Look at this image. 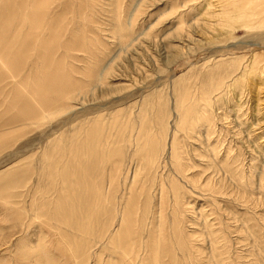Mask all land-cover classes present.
I'll return each mask as SVG.
<instances>
[{"label":"rangeland","instance_id":"374dc122","mask_svg":"<svg viewBox=\"0 0 264 264\" xmlns=\"http://www.w3.org/2000/svg\"><path fill=\"white\" fill-rule=\"evenodd\" d=\"M8 1L0 0V2H2V6L0 5L1 11H7L9 8L10 11L12 8L17 11H7L6 14L1 15L0 23L5 24L6 26V31L4 30L3 36L4 39H7L8 43L10 44V42L13 41L11 40L12 37L14 38L15 35L14 28H10V26H15V28H17V22L15 19L17 21L21 19L19 17L23 15L20 14L19 11L24 12L23 10L27 8V5H30L29 3L31 0H27L28 2H25V0H15V6H12L14 0ZM166 1L167 0H129L128 5L130 6V11L136 9L135 7L139 5L140 9L144 11V13L141 15V17L136 19L137 24H135L133 29L129 30L130 33L129 31L125 33L124 36H127L128 41L122 45H119L117 40L118 38H113L111 35H107V33L103 36H99L97 34L95 35L94 32L90 33L91 36L94 35L92 38L89 37V33L86 34L84 32L83 35H80L81 39L77 33H75V35H69V32L72 31V28L73 30H75L74 27L76 28V13L74 12V7L68 6L70 10L67 8L63 13L64 21L61 24L62 26L60 25L59 27L61 31H59L61 33L60 38H63L62 40H56L55 43L57 49L55 48V50L50 53V55L53 56H50L49 53H46L40 57H37V51L35 50L37 49L38 45L37 42H34L32 43L33 47L31 45L28 47L30 48L31 46L29 51L30 54L26 52L28 54L25 53L26 55H22L20 59V61H26V64L23 63L22 69H29V72L28 70L24 69L26 73L28 72V74H25L24 70H21V73L23 74L20 73V75L17 76V82L16 79H14V82L11 83L12 81L8 82L9 78L5 76L6 73L4 71L0 73V84H2L0 85V118H3V121L0 119V136L4 135V133H6L4 136H8V138H0V183L1 181L5 180V177L7 179L11 177V175H15V177L13 176L16 179H14V181L17 182V185L19 181V186L22 185L21 182L23 181V188H19L17 186L18 190H15L17 188L16 187L15 189H9L10 191L6 190L4 192V195L5 193H7V195L12 194V192L14 194H18L19 192V194L21 193V196L23 195L20 198H13L14 202L11 201L12 198L10 197H7L6 199V197L3 195V192H0V261H3V264H28L30 262L31 264H75L74 253L71 251L75 249V244H79V242L83 243L82 245L90 243L89 247H91L90 241L92 240L89 235H84L83 232H85V229H90V225L94 224L95 222L98 224L99 227L97 228L99 229L101 227L99 224L107 223L108 225V220L110 218L112 220V227L109 228L108 234L101 240V242L94 245L92 249L90 248L88 252L89 258L85 264H94L97 251L101 250L103 246L107 244L106 238L117 229L120 213L122 212V209L128 198L132 199V202L130 201L129 206L133 209L135 218H142V221H139V223L144 225V238H146L150 231L156 227H158L162 233L165 234V236H174L173 239H175V242L173 241L172 246L175 248L173 249L172 247V249L173 253H176V255L174 254V259L178 257L176 264H179V262H182V260L183 262L180 264H194L195 261L198 262L196 264H216L215 262H217V264H264V24H261L257 28L256 25H253V29H248L243 27V24L241 25L239 21H233L232 23H230L231 21L228 22V20L225 21L219 16V13H217L218 11H221V8H219L221 6L220 0H189L187 3L180 2V4L178 0H174L177 6V15L176 13L174 14L168 10L169 8ZM16 2H20L21 5L17 4ZM217 2L219 3V7L216 10L215 7L217 8L218 6L216 5ZM9 4L12 7H7ZM70 5H73V1H70ZM55 6V4L52 5L50 9ZM2 7H5L4 10ZM20 8L22 9L18 10ZM212 11L215 12V15ZM10 14L12 19L9 16ZM6 15H8V19ZM208 15H211L213 18ZM230 15L232 16L233 14L231 13ZM2 16L5 17L3 18ZM178 18H182L183 23L181 25H183V27H181V29L177 28L176 22L173 21H177ZM100 23H103V21ZM224 24L227 25L225 26ZM228 25L231 29V32H228V30H230L228 29ZM224 26L226 28H223ZM44 36L45 35H40L39 37L44 38ZM76 38H78V40ZM67 39L69 41L71 40L72 42H75L76 40L78 43L80 42V44H82L80 47L81 51L77 50L76 52L65 54L63 43ZM89 39L92 44L91 47H88L90 46ZM7 40L5 42H7ZM95 41H98L97 43L99 46L96 45L97 43ZM35 45L36 47H34ZM99 47H101V50ZM91 48L92 51L90 52ZM74 49L75 48H73V50ZM34 54L37 58L34 57ZM259 55L261 56L258 62L259 64L257 63V65H255V60ZM0 56L3 59V56ZM69 56H74V60H71ZM87 56H89V58H87ZM33 58L36 60V62L33 60ZM40 58H47L49 63L52 65L54 64L57 68L60 67L59 73H65L67 71V73L70 74L72 68H75V71L72 70L74 72H72V76L76 75V77L80 79L81 85H88V92H74L76 94L75 95L73 93L75 97L65 104L67 107L60 110L61 112L57 111V113H53L54 115L52 114L53 117L51 115H49V117L47 116V119L46 117L43 119H38L36 120L37 123H35V120H32L33 123H31L32 121H26L20 116V113L18 112L19 108H16L19 106L15 104V102H17L15 100L18 99L16 94L19 92L18 83L23 82L22 80L24 79H27L28 75L29 81H24L26 84L29 83V87H31L32 79L36 80L37 74L39 75L38 81H42L40 78L43 76L42 74L40 76V73L42 72L43 68L40 67L41 64H39L38 61L40 60L41 62ZM16 59L18 58L14 54L10 59L6 57V60L4 61H9V67H12L15 66ZM30 59L34 61V63ZM97 60L99 62L97 64V68L100 69H97V71H102L101 74L104 73L103 79L102 82L98 84H92V80L90 81L88 78H86L85 72L87 68H90V65H94V63L96 64ZM59 64H62L64 67L60 66ZM251 64L255 67H258L256 70L259 69V71H256ZM32 65H36V68H34ZM42 65L44 66L43 63ZM13 68L14 67H12V69ZM38 68L41 69L39 70ZM33 70H37L36 73ZM216 73H218V75H216ZM219 74H221V76H219ZM30 77H32V79ZM84 77L86 78V81L84 80ZM220 77H222V79ZM87 80L90 81V84H86L88 82ZM238 81L239 84L241 83V85L238 84ZM214 82L216 84H214ZM217 84L218 86H215ZM234 84L235 87L233 86ZM178 91L181 92L178 93ZM205 93L206 95L208 94L207 97L211 101L209 104L210 108H206V111L209 115V126H200L201 128L197 127L196 133H194L196 134L194 136V140L192 135L193 133L189 134L186 128L184 131L183 129L180 130L178 128L180 116L176 108H178L180 104H178L180 101V96H184V101L190 98L187 100L189 103L185 101L187 105H194L195 102V104H199L200 97ZM175 96L178 99H176ZM197 96L199 98H197ZM192 97L193 100H191ZM9 100L12 101L10 102ZM11 104L13 107L10 106ZM164 106L167 109L164 108ZM10 108H14L13 113L12 111H8ZM1 110L3 111L1 112ZM9 113L12 117L9 116ZM161 114L166 115L161 116ZM5 115L7 116L5 117ZM14 115L17 116V118L15 117V120L19 119L18 121L13 122L16 124V129L15 127H11L14 126V124L11 123V120L14 119ZM112 115L114 117L117 115L118 117L116 116L117 118H114ZM8 116L10 123L6 121V119L8 120ZM111 117L114 121L118 120V122H115L114 124V121L111 119ZM142 117L145 119L146 123ZM22 119L24 125L23 123L21 124ZM158 119H160L159 122L162 121V119L164 120L162 121V124L165 126V128L161 122L160 126L162 128L156 124L158 123ZM96 120L102 122L97 125L95 123ZM120 121L124 123L122 124ZM2 122L4 124H2ZM109 122L113 124L111 125ZM116 123L121 124V127H119L120 125L118 124L116 126ZM125 123H128V125L126 124L128 128L126 127ZM19 124L21 125L19 126ZM96 125L97 127L101 128V130L105 127L104 125L111 128L109 129L105 127L104 131L102 130L103 132L101 133H110L109 135L113 137V140L109 135L103 134L104 138L106 136H109L107 137L108 139L110 138V141L105 138L104 142V138L101 137L102 134L99 133L101 134L99 135L96 133L98 134V137H96L100 140L94 138V143H91H93V145L99 144L102 147L101 153H103L102 149L104 148L108 152L109 150L114 152L115 149V152H117H114L116 157L113 153H111V151L110 153L111 155L113 154V157L110 156V154L105 151V149V155L103 156L102 154H99L100 150H97L100 149L99 145H96V149L94 146H91L92 144H89L91 140L88 141V145L87 142H85V133L93 129V126L96 127ZM122 125H125L126 128ZM142 125H144V127H142ZM145 127L147 129H145ZM141 128L145 129V131L148 132L151 137L152 135L158 137L157 139L155 137V140L159 142L157 147L159 148V153L156 161L154 162V166H152L153 169L147 167V163L145 162L146 158L144 156L142 158L140 157L141 147H139V143L143 142H140L143 140V138L138 139L136 136L138 137L140 130H143ZM120 129L122 131H120ZM106 130L108 132H106ZM76 132L79 133V135H77ZM98 132H100V130ZM115 132L120 135V137L119 135H117L118 138L116 137L118 140L114 139V136H116ZM136 132H138V134ZM122 133H124V136L121 137ZM80 134L82 136L84 135L83 138L80 136ZM199 135L200 137H198ZM71 138L72 140H69ZM119 138L121 139L120 141ZM127 138L129 140H127ZM190 138H192V140ZM73 139H76V141ZM2 140L3 142L1 143ZM81 140L82 142L84 141V145L86 144L85 147L88 146V149L86 148L87 151H85L86 149L83 145L81 146L82 148L79 147V145L82 143ZM107 140L111 142V144L109 143L110 145H108ZM73 141H75V143ZM95 141H99V143H95ZM54 142H59L60 144L58 143L59 145H56ZM160 142L163 145H161ZM5 143H8V146ZM115 143H117V146H115ZM3 144H5V148L2 147ZM102 145H104V147ZM53 146H56L57 148V151L55 147L53 148L55 153L54 150H50ZM61 147L62 149H60ZM77 147L80 148L81 151H79ZM65 148L66 151H68V154L64 152ZM76 148L79 152H77ZM118 149H120V151ZM60 150L62 153H65V156L64 153L62 154L64 157L61 156ZM70 150L71 154L69 155ZM72 150L74 152L76 151V153L72 154L74 153ZM82 150V154L87 157V160L86 157L80 153ZM89 150H91V153L94 155L90 154ZM92 150L94 152L97 150L99 155L97 153H93ZM137 151L138 155H136ZM49 152H53L54 154H49ZM173 152L178 153L179 160L182 162L181 165H183L182 168H185L183 173L180 172L181 174L177 170L176 165L174 164L173 166V163L171 162V155ZM55 154H57L56 156H60L62 159L59 157L55 160ZM88 156L91 160L88 159ZM100 156L103 159H101ZM68 157L72 160L69 161V159H67ZM95 157L98 160H101V162L99 160V166L96 164L98 161L95 160ZM39 158L42 159L39 160ZM47 158L53 159H50V161L53 163H50L49 160L48 161L50 164L47 163ZM84 158L85 160H83ZM57 161L59 162V166L57 165ZM41 162L45 165H42ZM69 162L71 168H69ZM102 162L104 164H102ZM156 162L158 164H156ZM74 163L85 164V168L83 167L82 171L85 172L86 170V173L82 174L81 169L83 165L78 164V166H81L78 167L79 169H77L75 168L77 166L74 167ZM222 163H225L226 166L222 165ZM45 166H48V169ZM63 166L64 168L61 169ZM228 166H231L230 169ZM54 167H57V169ZM114 167L117 168L115 172L113 171L115 169ZM49 168L51 171L53 169L55 172L53 171V174L50 173L51 171ZM65 168L68 169L67 173H69V176H67V180L62 182V177L61 180H59L61 176L59 173L60 171H64ZM42 169H46V171L42 172ZM76 169L78 173L76 172ZM57 171L58 174H55ZM90 171L91 173H88ZM95 171L99 173L97 174ZM185 171H187V173L184 176ZM64 172H66V170ZM46 173H50V176H48V174L46 175ZM73 173H77V176H75V174L71 175ZM70 175L71 180L74 179V176L76 177L75 179L78 177L80 178L81 176L84 177H81L78 182L74 179L77 183L76 185L75 182L72 183V181H68ZM110 175L114 178H111ZM41 176V182H45H42V184L46 186L47 189L48 185H51L49 186V189L51 188L50 192L49 190L45 189L46 187L44 188L43 185H41ZM44 176L46 179L43 178ZM48 177L50 180L47 179ZM50 177H52V179ZM132 177L135 179V182ZM147 179H149V181ZM151 179L153 181H151ZM191 179H193L192 181H194V183L191 181ZM56 180H59V182L57 183ZM50 181L51 184L49 183ZM189 181H191L194 185H192ZM170 182H173L175 187V190L172 193V188L169 189L171 184ZM149 183L151 185H149ZM206 183L207 185H205ZM35 184L37 185V188L40 187V185L42 188L40 187L41 189H37ZM58 184H61L62 186ZM67 184L70 185V188L66 190ZM85 185L87 186L85 187ZM168 186L169 188H166ZM32 187L35 190H33ZM176 187H179L180 191L179 188L177 189ZM43 188L45 190H43ZM55 188H57L59 191L55 190ZM206 188H208V190H206ZM61 189L63 190L61 191ZM160 189H166V193L168 192V195L166 196V194H164ZM13 190H15L16 193ZM31 191L33 192L32 194ZM57 191L59 193H57ZM55 192L59 197L62 196L63 198V195L66 197V199H64L65 203L63 201L62 202L65 205L63 209L65 211L68 210L67 212L71 214L69 217H67V222H70V225H64V221L60 220L61 218L55 219V217L52 216V211H55L59 207H56L55 204L58 200L55 199L57 198L56 195H54ZM66 192L68 193L66 194ZM33 194H35V200L32 198ZM42 194L43 196L50 195L49 198L51 197L53 199V201H51L52 204H46L47 202H50L51 198H48L49 200L47 201V198L43 197ZM36 196L38 197L37 199ZM174 197L175 199L181 200H178V203L180 202L178 205L176 203L177 200L174 201ZM18 198L19 200L21 199L20 203H15L17 202ZM28 198L32 200L31 203L29 202ZM40 198L42 201L45 200L46 202L44 203L43 201L42 203V201L39 200ZM164 199L165 202H163ZM34 201L35 203L36 201H41L39 206L38 203L36 204L38 206L37 208L41 209L36 212L37 214L35 213L37 210L36 205H33L35 204ZM71 201L74 203V205L70 204V206L69 203H71ZM159 201L161 203H159ZM66 202L68 203L66 204ZM162 202L164 205H161ZM13 203L15 204L13 205ZM27 204L32 210H29L30 208ZM30 204L34 207H32ZM43 204H45V206L47 205V208L43 206ZM173 204H175V207ZM8 205L12 206V210ZM2 207H4L6 210H4ZM172 208L178 209L176 211L175 209L171 210ZM45 210H48V212ZM107 210L109 211L108 213L106 212ZM24 211L25 215H23ZM41 211L42 214L39 213ZM32 212H34V215H32ZM97 213L99 214L97 215ZM16 214L17 216H15ZM45 215L46 217L43 218ZM172 216L175 217L173 218ZM19 217L21 220H19ZM170 217H172L173 220ZM175 218L177 219L174 220ZM49 219L50 224H53L51 227L55 226L54 228L56 232L55 230L46 227L45 222H47ZM178 219L181 223L177 221ZM28 220L31 222L29 223ZM176 221L177 223L175 224ZM182 222H184V224ZM156 224L158 225L156 226ZM177 224L181 226V228L178 226L176 229L180 228L182 230L181 233L184 234L183 236H185V240L187 241V239H190L189 244L185 241L187 245L185 246L187 249H185L187 251L185 249H181L182 243L176 240V233L173 232L175 235L172 233ZM182 224L184 226H182ZM164 228H167L165 229V232H163ZM78 238L80 240H78ZM64 241L66 243L68 241L71 242L70 247L67 246ZM162 242L163 241L161 240V244ZM60 244L61 246L59 247ZM101 244L103 245L101 246ZM177 244H179V246ZM189 248L190 250L188 252ZM30 249H33L34 251H30ZM41 249H45L43 252L41 251L42 254H40L41 252H38ZM46 250L50 256H48ZM213 250H215V252ZM55 253L57 258L55 257ZM160 254L162 264H175V260H173L172 263L169 262L170 257L168 254H165L164 251L163 253L160 252ZM37 255L39 256L36 257ZM106 255L107 253L104 251V259ZM191 256L194 260L191 259L190 261ZM0 264H2V262H0Z\"/></svg>","mask_w":264,"mask_h":264},{"label":"bare ground","instance_id":"6f19581e","mask_svg":"<svg viewBox=\"0 0 264 264\" xmlns=\"http://www.w3.org/2000/svg\"><path fill=\"white\" fill-rule=\"evenodd\" d=\"M8 1V0H7ZM10 1V0H9ZM8 1V2H9ZM22 1V0H21ZM20 1V2H21ZM70 1L72 2L73 1V5H70ZM128 1L129 0H31L30 1V5H27L26 7L28 8H26L25 10H23L24 12H22V11H19V13L20 14H22L23 16H20L19 18H21L20 20H16L15 19V21L17 22V24H16V27L17 28H15V26L14 27H11L10 26V28H14V31H15V35H14V38L12 37V39L11 40H13L12 42H10V44L8 43V40H7V42H5L6 40L4 39V34H3V32H4V30L6 29V26H5V24H2V23H0V55H2L3 56V59L1 58V56H0V73L2 72V71H4L5 73H6V75L5 76H7L8 78H9V81L8 82H10V81H12L11 83H13L14 82V79H16L17 78V76H19L20 75V73H21V70L23 71L24 69H22V67H23V63H25L26 61H20V59H21V56L22 55H26V54H28L29 53V51H30V49H31V46H32V43H34V42H37V45H38V47H37V49L35 50V51H37V57L39 56H42L43 54H46V53H49V55H50V53L52 52V51H54L55 50V48H56V40L57 39H59V40H62V38H60L61 37V31H60V29H59V27H60V25L63 23V21H64V12L66 11V9L68 8V6H72V7H74L75 8V13H76V22H75V24H76V28L74 27V29L75 30H73V28H72V31H70L69 32V35H75V33H77V35H83L84 34V32L87 34V33H89L88 35H89V37H94V35L93 36H91V34L90 33H95V35L97 34V35H99V36H103V35H105L106 33H107V35H111L113 38H118L117 40H118V42H119V45H122V44H125L127 41H128V38H127V36H124L125 35V33H127V31H129V30H131V29H133L134 27H135V24H137L136 22V19L138 18V17H141V15L144 13V11H142L141 9H140V6L138 5V6H136L135 8L136 9H133L132 11H130V6L128 5ZM131 1V0H130ZM189 0H178V2H179V4H180V2H183V3H187ZM190 1H192V0H190ZM14 2H15V0L13 1V5L12 6H15L14 5ZM18 2V1H17ZM16 2V3H17ZM20 2L19 3H17V4H20ZM25 2H28L27 0H25ZM25 2H24V4H25ZM177 2V1H176ZM22 3V2H21ZM166 3L168 4V10H170V12H173L174 14L177 12V10H176V8H177V6H176V3L174 2V0H167L166 1ZM2 4V2H0V5ZM56 5L55 7H52V9H50L51 8V6L52 5ZM72 4V3H71ZM219 3L217 2L216 3V5H218ZM220 4H221V6L219 7V5L217 6V8L215 7V9L217 10L218 9V7L219 8H221L220 10V12L218 11L217 13H219V16L220 17H222L225 21H227L228 20V22L229 21H231L230 23H232L233 21L235 22V21H239L240 22V24L242 25L243 24V27H245V28H248V29H251L252 27H253V25L255 26L256 25V28L257 27H259L261 24H264V0H220ZM21 5V4H20ZM75 5V6H74ZM155 5V4H154ZM187 5V4H186ZM2 6V5H1ZM11 5L9 4V6H7V7H10ZM11 6V7H12ZM144 6V5H143ZM185 6V5H184ZM183 6V7H184ZM214 6V5H213ZM21 7V6H20ZM22 7H23V5H22ZM146 7V6H145ZM181 7V6H180ZM3 8V10H4V8L5 7H2ZM25 8V7H24ZM23 8V9H24ZM164 8V7H163ZM162 8V9H163ZM182 8V7H181ZM190 8V7H189ZM189 8H188V10H189ZM8 9V8H7ZM10 9V8H9ZM7 10V11H9V12H11L12 10L13 11H17V10H15V9H13L12 8V10L10 11V10ZM22 8H20V9H18V10H21ZM69 10H70V8H68ZM191 9H193V8H191ZM49 10H50V12H49ZM55 10V11H54ZM69 10H68V13H69ZM74 10V9H73ZM216 10H214V11H216ZM0 11H1V7H0ZM7 11H1V13H0V18H1V15H4V14H6L7 13ZM148 12V11H147ZM146 12V13H147ZM187 12V11H186ZM190 12V11H189ZM192 12V11H191ZM210 12V11H209ZM213 12V11H212ZM3 13V14H2ZM70 13H71V11H70ZM156 13V12H155ZM215 12H213V14H214ZM233 14L232 16L230 15V14ZM9 14V13H8ZM12 14V13H11ZM11 14L9 15L10 17H11ZM181 14V13H180ZM191 14V13H190ZM212 14V15H213ZM16 15V14H15ZM168 15V14H167ZM171 15H172V13H171ZM176 15H177V13H176ZM206 15V14H205ZM215 15V14H214ZM7 16V19H8V15H6ZM13 16V15H12ZM18 16H19V14H18ZM145 16V15H144ZM186 16V15H185ZM208 16H210L211 17V15H208ZM218 16V15H217ZM3 17V16H2ZM5 17V16H4ZM3 17V18H4ZM10 17H9V19H10ZM181 17H183V16H181ZM18 18V19H19ZM211 18H213V17H211ZM217 18V17H216ZM6 19V18H5ZM4 19V20H5ZM7 19H6V21H7ZM11 19H12V17H11ZM103 19V20H102ZM3 20V19H2ZM68 20H70V19H68ZM177 20V19H176ZM223 20V21H224ZM9 21V20H8ZM101 21H103V23H100ZM139 21V20H138ZM174 22H176V25H177V28H180L181 29V27H183V25H181L183 22H182V18H178V20L177 21H175V20H173ZM4 23H5V21H4ZM7 23V22H6ZM11 23H12V20H11ZM72 23V22H71ZM237 24V23H236ZM8 25H10V24H8ZM12 25V24H11ZM66 25V24H65ZM68 25H69V22H68ZM71 25V24H70ZM221 25V24H220ZM225 25V24H224ZM227 25V24H226ZM225 25V26H226ZM62 26V25H61ZM100 26V27H99ZM223 26V25H222ZM223 27V28H226V27ZM69 27V26H68ZM221 27V26H220ZM231 27V26H230ZM66 28V27H65ZM70 28V27H69ZM244 28V29H245ZM228 29H230L229 28V25H228ZM234 29V28H233ZM253 29V28H252ZM6 31V30H5ZM11 31V30H10ZM60 31V32H59ZM65 31V30H64ZM63 31V32H64ZM233 31V30H232ZM12 32V31H11ZM152 32V31H151ZM228 32H231V29L230 30H228ZM129 33H130V31H129ZM64 34V33H63ZM85 34V35H86ZM40 35H45L44 36V38L42 39L41 37H39ZM66 35V34H65ZM64 35V36H65ZM88 35H87V37H88ZM128 35V34H127ZM131 35V34H130ZM6 36V35H5ZM73 37V36H72ZM41 38V39H40ZM73 38H75V37H73ZM79 38V37H78ZM78 38H76L77 40H78ZM76 39H74V40H76ZM80 39H81V36H80ZM83 39V38H82ZM91 39V38H90ZM90 39H89V41H90ZM75 41V42H72L71 40L69 41L68 39L63 43V49L65 50L64 52H65V54H67V53H71V52H76L77 50L78 51H81V49H80V47H81V45L82 44H80V42L78 43V41ZM95 40V39H94ZM116 40V39H115ZM84 41V40H83ZM60 42V41H59ZM96 42V41H95ZM98 42V41H97ZM96 42V43H97ZM130 42V41H129ZM86 43V42H85ZM90 43V44H89ZM88 44L90 45V46H88V47H91L92 46V44H91V41L89 42ZM92 43H94V42H92ZM84 44V43H83ZM95 44V43H94ZM100 44V43H99ZM29 45H31L30 46V48H28L29 47ZM58 45V44H57ZM97 46H99L98 45V43L96 44ZM127 45V44H126ZM125 46V45H124ZM33 47V46H32ZM34 47H36V45L34 46ZM60 47V46H59ZM87 47V46H86ZM129 47V46H128ZM29 50H28V49ZM73 48H75L74 50H73ZM93 48V47H92ZM92 48H91V50H90V52L92 51ZM100 48V50H101V47H99ZM57 49V48H56ZM34 51V50H33ZM32 51V52H33ZM26 52H28V53H26ZM94 52H95V50H94ZM26 53V54H25ZM16 55V57L18 58V59H16V62H15V66H12V67H14L13 69H12V67H9V61H4V60H6V57H8L9 59L13 56V55ZM30 54V53H29ZM262 55V54H261ZM33 56V55H32ZM31 56V57H32ZM50 56H53V55H50ZM63 56V55H62ZM65 56V55H64ZM91 56H92V54H91ZM34 57H35V54H34ZM37 57H35V58H37ZM86 57V56H85ZM93 57H94V55H93ZM98 57H100V56H98ZM260 55L256 58V60H255V65H257V63L259 62V59H260ZM69 58L71 59V60H74V56H72V57H70L69 56ZM87 58H89V56H87ZM2 59V60H1ZM32 59V58H31ZM30 59V60H31ZM41 59V58H40ZM50 59V58H49ZM52 59V58H51ZM66 59V58H65ZM97 59V58H96ZM99 59V58H98ZM13 60V59H12ZM23 60V59H22ZM33 60L36 62V60L33 58ZM53 60V59H52ZM32 61V60H31ZM34 61H32L33 63H34ZM39 61V64H41L42 65V63L44 64V66L42 67L41 65H40V67L41 68H43V70H42V72L40 73V76H41V74H42V78H40V80L42 79V81H38L39 79V75L37 74V76H36V80H33L32 79V77H30L31 79H32V83H31V87H29L28 85H29V83H25V81L27 80V82L29 81V75L27 76V79H24V80H22L23 82H19L18 83V93H16L17 94V97H18V99H16L15 101H17V102H15V104L16 105H18L19 107H16V108H19V113H20V116L21 117H23V119L24 120H26V121H32V120H38V119H43V118H45L46 117V119H47V116L49 117V115H51L52 116V114L53 113H57V111L58 112H61L60 110H62V109H64V108H66L67 106L65 105V104H67V102H69L70 100H72L75 96L73 95V93L74 92H77V91H82L83 93H86V92H88V85L87 86H84V85H81L80 84V79H78L77 77H76V75H73L72 76V72L73 71H75L73 68H72V70H71V72H70V74H68L67 73V71L65 72V73H59L60 71H59V69H60V67L59 68H57L54 64L52 65L51 63H49V61H48V59L47 58H43V59H41V62L42 61H44V62H40V60H38ZM37 61V62H38ZM91 61V60H90ZM92 62H93V58H92ZM234 62V61H233ZM253 62H254V60H253ZM12 63H13V61H12ZM62 63V62H61ZM99 62H98V60H97V63L95 64L94 63V65H90V68H87V70H86V72H85V74H86V78H88L90 81H91V83L92 84H98V83H100V82H102V79H103V74L104 73H102L101 74V72L102 71H100V72H98L97 71V69H99V68H97L98 66H97V64H98ZM26 64V63H25ZM36 64V63H35ZM89 64V63H88ZM92 64V63H91ZM259 64V63H258ZM10 65H11V63H10ZM60 66H63L62 64H59ZM252 65V64H251ZM263 65V64H262ZM34 68H36L35 66L36 65H32ZM31 66V67H32ZM89 66V65H88ZM218 66V65H217ZM254 68H255V70L258 68V67H255L254 65H252ZM30 67V68H31ZM64 67V66H63ZM70 67V66H69ZM220 67V66H219ZM218 67V68H219ZM264 67V66H263ZM27 68V67H26ZM41 68H38L39 70L41 69ZM221 68V67H220ZM32 69V68H31ZM251 69V68H250ZM25 70H28V72H29V69H25ZM24 70V72H25V74H28V72L26 73V71ZM35 70V69H34ZM33 70V71H34ZM38 70V71H39ZM85 70V69H84ZM100 70V69H99ZM104 70V69H103ZM37 71V70H36ZM36 71H34L35 73H36ZM246 71V70H245ZM256 71H259V69L258 70H256ZM255 71V72H256ZM217 72V71H216ZM221 72V71H220ZM244 72V71H243ZM243 72H242V74H243ZM35 73H34V75H35ZM74 73V72H73ZM249 73V72H248ZM21 74H23V73H21ZM30 74V73H29ZM83 74V73H82ZM115 74V73H114ZM257 74V73H256ZM31 75V74H30ZM216 75H218V73H216ZM4 76V75H3ZM213 76V75H212ZM219 76H221V74H219ZM219 76H217V77H219ZM229 76V75H228ZM227 76V77H228ZM245 76V75H244ZM243 76V77H244ZM239 77V76H238ZM26 78V77H25ZM34 78H35V76H34ZM83 78V77H82ZM85 77H84V80L86 79ZM221 79H222V77H220ZM0 79H1V75H0ZM5 79H7V78H5ZM20 79H22V78H20ZM239 79V78H238ZM17 80L18 79H16V82H17ZM112 80V79H111ZM212 80V79H211ZM210 80V81H211ZM216 80V79H215ZM217 80L219 81V79L217 78ZM224 80H225V77H224ZM241 80V79H240ZM1 81V80H0ZM36 81V82H35ZM86 81V80H85ZM88 81V80H87ZM90 81H88L86 84H90ZM221 81H223V80H221ZM233 81V80H232ZM242 81V80H241ZM33 83H34V85H33ZM222 83V82H221ZM214 84H216L215 82H214ZM223 84V83H222ZM238 84H239V81H238ZM0 85H2V84H0ZM8 85V84H7ZM224 85V84H223ZM239 85H241V83L239 84ZM92 86V85H91ZM215 86H218V84L217 85H215ZM222 86V85H221ZM229 86V85H228ZM234 87H235V84L233 85ZM3 87V86H2ZM222 87H224V86H222ZM239 87V86H238ZM7 88V87H6ZM87 88V89H86ZM1 89V88H0ZM10 89H11V87H10ZM16 89H17V87H16ZM187 89V88H186ZM216 89V88H215ZM223 89V88H222ZM229 89V88H228ZM6 90V89H5ZM181 90V89H180ZM188 90V89H187ZM216 91H218V90H216ZM2 92V91H1ZM92 92V91H91ZM179 92H181V91H178V93ZM187 92V91H186ZM5 93H7V92H5ZM13 93H14V89H13ZM12 93V94H13ZM212 93V92H211ZM75 94V93H74ZM196 94H198V93H196ZM4 95V94H3ZM2 95V96H3ZM73 95V96H72ZM76 95V94H75ZM177 95V94H176ZM179 95H181V94H179ZM195 95V94H194ZM201 96V95H200ZM208 94L206 95V93L204 94V95H202L201 97H200V101H199V104H195L194 103V105H187L186 103H185V101H187L188 99H190V98H188L187 100H185L184 101V96L183 97H181L180 96V101L178 102V104H179V106H178V108H176L177 110H178V114H179V116H180V121L178 122V123H176V124H178V128L180 129V130H182L183 129V131H184V129L186 128L187 129V131L189 132V134H192L193 135V139H194V136L196 135V134H194V133H196V128L197 127H199V128H201L200 126H209V115H208V112L206 111V108H208L209 107V104H210V100L208 99ZM194 97V96H193ZM193 97H192V99L191 100H193ZM175 98L176 99H178L176 96H175ZM197 98H199L198 96H197ZM211 99V98H210ZM160 100V99H159ZM198 100V99H197ZM196 100V101H197ZM10 102L12 101V100H9ZM14 101V100H13ZM178 101V100H177ZM9 102V103H10ZM73 102V101H72ZM160 102V101H159ZM188 102V101H187ZM193 102V101H192ZM2 103H5V102H2ZM162 103V102H161ZM161 103H160V105H161ZM164 103V102H163ZM189 103V102H188ZM191 103V102H190ZM157 104V103H156ZM155 104V105H156ZM159 104V103H158ZM177 104V105H178ZM186 104V105H185ZM212 105V104H211ZM4 106V105H3ZM7 106V105H6ZM10 106H12V104L10 105ZM15 106V105H14ZM162 106H163V104H162ZM13 107V106H12ZM76 107V106H75ZM155 107H157V106H155ZM154 107V108H155ZM158 107H159V105H158ZM157 107V108H158ZM175 107V106H174ZM161 108V107H160ZM160 108H159V110H160ZM164 108H166L165 106H164ZM210 108V107H209ZM208 108V109H209ZM212 108V107H211ZM7 109V108H6ZM11 109H13V110H11ZM163 109V108H162ZM167 109V108H166ZM5 110V109H4ZM175 110V109H174ZM3 110H1V112H2ZM8 111H12V113H13V111H14V108H10V109H8ZM164 111V110H163ZM156 112H157V109H156ZM166 112H167V110H166ZM11 113V112H10ZM10 113H9V116H10ZM19 113H17V114H19ZM165 113V112H164ZM5 114V113H4ZM156 114V113H155ZM160 114V113H159ZM167 114V113H166ZM165 114V115H166ZM3 115V114H2ZM12 115V114H11ZM15 115H16V111H15ZM14 115V119H12L11 120V123L12 124H14L13 122L14 121H18V120H15V117L17 118V116H15ZM54 115V114H53ZM114 115V114H113ZM112 115V116H113ZM157 115V114H156ZM163 114H161V116H162ZM165 115H163V116H165ZM7 115H5V117H6ZM9 116H8V120L6 119V121H8L9 123H10V121H9ZM19 116V115H18ZM117 116V115H116ZM115 116V117H116ZM178 116V115H177ZM178 116V117H179ZM10 117H12V116H10ZM53 117V116H52ZM114 117V116H113ZM114 117V118H115ZM118 117V116H117ZM116 117V118H117ZM156 117H158V116H156ZM99 118V117H98ZM98 118H97V120H98ZM143 118V117H142ZM167 118V117H166ZM0 119H2V121H3V118L1 117ZM11 119V118H10ZM23 119H22V122L21 121H19V122H21V124L23 123ZM111 119H112V117H111ZM144 119V118H143ZM89 120V119H88ZM96 120V124L97 125H99V123L100 122H102V121H97ZM113 120V119H112ZM112 120H111V122H112ZM159 120L160 119H158L157 121H158V123H156L158 126H160V122H161V124L163 123L162 121H164L163 119H162V121H160L159 122ZM179 120V119H178ZM211 120V119H210ZM26 121H24V122H26ZM48 121V120H47ZM52 121V120H51ZM114 121V120H113ZM141 121H142V119H141ZM144 121H145V119H144ZM143 121V122H144ZM156 121V122H157ZM7 122V123H8ZM41 122H43V121H41ZM50 122V121H49ZM111 122H109V123H111ZM115 122H118V120L117 121H114V124H115ZM121 122V121H120ZM128 122V121H127ZM6 123V124H7ZM31 123H33V121L31 122ZM35 123H37V121L35 122ZM44 123V122H43ZM42 123V124H43ZM94 123V122H93ZM122 123V122H121ZM124 123V122H123ZM122 123V124H123ZM145 123H146V121H145ZM144 123V124H145ZM2 124H4L3 122H2ZM21 124H19V126L21 125ZM104 124V123H103ZM113 123H111V125H112ZM117 124L118 125H120L119 127H121V124H119V123H116V126H117ZM128 125V123H125V125ZM148 124V123H147ZM166 124V123H165ZM211 124V123H210ZM17 125H18V123H17ZM23 125H24V123H23ZM26 125V124H25ZM47 125H48V123H47ZM97 125H96V127H94L93 126V129H91V130H89L88 132H84L85 134H86V141L85 142H87V145H88V141H90V143L89 144H92L91 146H94L95 148L97 147L96 145H99V144H94L93 145V143H94V138H97L98 137V134L99 133H101V132H103L104 131V128L106 127V128H109V127H107L106 125H104V126H101V127H104V128H102V130H101V128H99V127H97ZM125 125H122L123 127H125ZM126 125V127L128 128V126ZM146 125V124H145ZM163 125V124H162ZM16 126V124H14V126H11V127H15ZM110 126V125H109ZM148 126V125H147ZM177 126V125H176ZM9 127V126H8ZM8 127H6V128H8ZM92 127V126H91ZM119 127H117V128H119ZM122 127V128H123ZM125 127V128H126ZM142 127H144V125H142ZM161 127V126H160ZM159 127V128H160ZM163 127L165 128V126L163 125ZM12 128V129H13ZM89 128V127H88ZM121 128V129H122ZM149 128H151V127H149ZM158 128V129H159ZM162 128V127H161ZM205 128V127H204ZM203 128V129H204ZM211 128V127H210ZM11 129V128H10ZM15 129H16V127H15ZM79 129V128H78ZM100 130V132H98L99 130ZM109 129H111V128H109ZM109 129H107V130H109ZM114 129V128H113ZM120 129V131H122ZM130 129H132V128H130ZM141 129H143V128H141ZM145 129H147L146 127H145ZM145 129H143V130H140V132H139V134H138V132H136L137 134H138V137L136 136V138H138V139H141V138H143V140H141L140 142H142V143H139V147H141V155H140V153H139V155H140V157L142 158L143 156L146 158V163H147V167H149V168H152V166H154V162L156 161V159H157V156H158V153H159V148H157L158 147V145H159V142L157 141V140H155V135H152V137L150 136V134L148 133V132H146L145 131ZM207 129V128H206ZM205 129V130H206ZM5 130V129H4ZM14 130V129H13ZM80 130V129H79ZM88 130V129H87ZM106 130V132H108ZM119 130V129H118ZM126 130V129H125ZM152 130V129H151ZM150 130V131H151ZM157 130V129H156ZM155 130V131H156ZM161 130V129H160ZM160 130H159V132H160ZM127 131V130H126ZM132 131V130H131ZM130 131V132H131ZM148 131V130H147ZM149 131V132H150ZM153 131V130H152ZM154 131V132H155ZM164 131V130H163ZM207 131V130H206ZM2 132V131H1ZM79 132V131H78ZM110 132V131H109ZM118 132V131H117ZM175 132V131H174ZM77 133V132H76ZM81 133H82V131H81ZM96 133H98V134H96ZM121 133V132H120ZM125 133V132H124ZM124 133H122L121 134V137L122 136H124L123 134ZM156 133V132H155ZM184 133V132H183ZM198 133V132H197ZM6 133H4V135H5ZM8 134V133H7ZM102 134V133H101ZM101 134H99V135H101ZM103 134H105V132L103 133ZM101 135V137H103L104 138V135ZM107 134V133H106ZM105 134V135H106ZM110 134V133H109ZM109 134H107V135H109ZM111 134H112V132H111ZM114 134V133H113ZM115 134H116V136H114L115 138L114 139H116V137L118 138V136L117 135H119V134H117L116 132H115ZM114 134V135H115ZM152 134V133H151ZM154 134V133H153ZM161 134V133H160ZM165 134H166V131H165ZM199 134V133H198ZM200 134H201V132H200ZM0 135H1V133H0ZM4 135H2V136H0V138L1 137H6V138H8V136H4ZM74 135V134H73ZM77 135H79V133H77ZM157 135V134H156ZM178 135H179V133H178ZM66 136V135H65ZM80 136L83 138V136L80 134ZM97 136V137H96ZM110 136V135H109ZM109 136H106L105 138L106 139H108L107 137H109ZM130 136V135H129ZM167 136V135H166ZM180 136V135H179ZM186 136V135H185ZM75 137V136H74ZM73 137V138H74ZM78 137V136H77ZM80 137V138H81ZM110 137H112V136H110ZM119 137H120V135H119ZM161 137H162V135H161ZM181 137H184V136H181ZM180 137V138H181ZM198 137H200V135L198 136ZM5 138V139H6ZM105 138H104V142H105ZM158 137H156V139H157ZM196 138V137H195ZM97 139H99V138H97ZM96 139V140H97ZM110 139V138H109ZM108 139V140H109ZM124 139V138H123ZM129 139H130V137H129ZM128 138H127V140H129ZM146 139V140H145ZM165 139V138H164ZM191 140H192V138H190ZM197 139V138H196ZM51 140V139H50ZM69 140H72V138L71 139H69ZM68 140V141H69ZM73 140H75L76 141V139H73ZM83 140V139H82ZM82 140H81V142H82ZM100 140V139H99ZM101 140H102V138H101ZM107 140V141H108ZM112 140H113V137H112ZM116 140H118V139H116ZM121 139L119 138V141H120ZM162 140V139H161ZM195 140V139H194ZM8 141H9V139H8ZM62 141V140H61ZM64 141V140H63ZM75 141H73L74 143H75ZM103 141V140H102ZM110 141V140H109ZM108 141V145H110L111 144V142H109ZM181 141V140H180ZM3 142V140L1 141V143ZM6 142H7V140H6ZM66 142V141H65ZM80 142V141H79ZM91 142H93V143H91ZM99 143V141H95V143ZM115 142V141H114ZM122 142H123V140H122ZM137 142V141H136ZM139 142V141H138ZM164 142V141H163ZM182 142V141H181ZM180 142V143H181ZM55 143V142H54ZM59 143V142H58ZM57 142L55 143L56 145H59ZM68 143V142H67ZM73 143V144H74ZM110 143V144H109ZM119 143V142H118ZM6 144V143H5ZM5 144H3L2 145V147H6L5 146ZM8 144V143H7ZM6 144V145H7ZM53 144V143H52ZM52 144H51V146H52ZM61 144L63 145V143L61 142ZM72 144V143H71ZM104 144V143H103ZM116 145L115 146H117V143H115ZM160 144L161 145H163L161 142H160ZM165 144V143H164ZM65 145V144H64ZM66 145H69V144H66ZM76 145V144H75ZM84 146L85 147V145H84V141L81 143V145H79V147H81V146ZM121 145V144H120ZM181 145V144H180ZM8 146V145H7ZM51 146H49V147H51ZM73 146V145H72ZM76 146H78V145H76ZM100 146V145H99ZM98 146V147H99ZM103 147H104V145H102ZM137 146H138V143H137ZM173 146V145H172ZM56 148V146H53L52 147V149H50V150H54L53 148ZM60 147V146H59ZM64 147V146H63ZM88 146H86L85 147V149L87 148ZM107 147V146H106ZM112 147H114V146H112ZM122 147V146H121ZM161 147V146H160ZM163 147V146H162ZM181 147V146H180ZM66 148H67V146H66ZM66 148H65V153H67L68 154V151H66ZM78 148V147H77ZM77 148H76V150H77ZM82 148V147H81ZM94 148V149H95ZM101 146H100V149H97L98 151L100 150V153L99 154H102L103 156L105 155L104 154V149H102V152L103 153H101ZM110 148V147H109ZM108 148V149H109ZM116 148H120V147H116ZM60 149H62V147L60 148ZM79 149V151H81L80 150V148H78ZM84 149V148H83ZM88 149V148H87ZM87 149L85 150V151H87ZM92 149V148H91ZM93 149V150H94ZM111 149V148H110ZM174 149H175V147H174ZM184 149V148H183ZM64 150V149H63ZM92 150V151H93ZM93 151V153H97L98 151ZM119 151H120V149H118ZM207 150V149H206ZM56 151H57V148H56ZM61 151V150H60ZM73 151V150H72ZM78 150H77V152H79ZM105 151H107L106 149H105ZM110 151L111 150H109V154H110V156H112L113 157V154H114V152H115V149H114V152H112L111 151V153H113L112 155H111V153H110ZM121 151H122V149H121ZM136 151V150H135ZM171 151V150H170ZM174 151H176V150H174ZM183 151V150H182ZM63 152V153H64ZM74 152V151H73ZM89 152H90V154H92L91 153V150H89ZM89 152H88V155H89ZM54 154L55 153V150H54V153L53 152H49V154ZM59 153V152H58ZM62 151H61V156H63L62 154ZM65 153H64V156H65ZM76 153V151L74 152V153H72V154H75ZM81 154L83 153V150H82V152H80ZM87 153V152H86ZM107 153V154H108ZM115 153H117V152H115ZM196 153V152H195ZM45 154V153H44ZM71 154V150H70V152H69V155ZM98 154V153H97ZM98 154V155H99ZM108 154V155H109ZM122 154V153H121ZM136 154V153H135ZM197 154V153H196ZM57 154H55V156H56ZM59 155V154H58ZM68 155V156H69ZM83 155V154H82ZM92 155H94V154H92ZM96 155V154H95ZM134 155V154H133ZM136 155H138V151H137V154ZM207 155V154H206ZM41 156V155H40ZM45 156V155H44ZM47 156H49V155H47ZM50 156H52V155H50ZM63 156V157H64ZM73 156V155H72ZM74 156H76V155H74ZM83 156H85V155H83ZM107 156V155H106ZM114 156L116 157V155L114 154ZM60 156H56L55 157V160H56V158L58 159ZM67 157V156H66ZM86 157V156H85ZM97 157V156H96ZM95 157V160H97L98 161V163H96L95 161V163L98 165L99 164V160L97 159ZM101 157V156H100ZM123 157V156H122ZM182 157V156H181ZM42 158H43V155H42ZM42 158H39V160H41ZM46 158V157H45ZM44 158V159H45ZM61 158V157H60ZM94 158V157H93ZM99 158V157H98ZM139 158V157H138ZM201 158V157H200ZM211 158V157H210ZM226 158V157H225ZM51 159V158H50ZM50 159L49 158H47V163H49V161H50ZM53 159H54V157H53ZM53 159H51V160H53ZM62 159V158H61ZM61 159H60V161H61ZM67 159H69V157L67 158ZM88 159H89V156H88ZM101 159H103L102 157H101ZM108 159H109V157H108ZM111 159V158H110ZM114 159V158H113ZM112 159V160H113ZM140 159V158H139ZM49 160V161H48ZM70 160H72V159H69V161ZM73 160H76V159H73ZM83 160H85V158L83 159ZM86 160H87V157H86ZM89 160H91V159H89ZM141 160V159H140ZM139 160V161H140ZM43 161H45V160H43ZM63 161H64V159H63ZM104 161V160H103ZM138 161V162H139ZM39 162V161H38ZM75 162V161H74ZM78 162H79V160H78ZM100 162H101V160H100ZM116 162V161H115ZM171 162L173 163V166H174V164L176 165V168H177V170L179 171V173L181 172V173H183L184 172V167L182 168V166L183 165H181L182 164V162H180V160H179V156H178V153L177 152H173L172 153V155H171ZM185 162V161H184ZM183 162V163H184ZM187 162V161H186ZM45 163V162H44ZM50 163H53L52 161H50ZM49 163V164H50ZM55 163V162H54ZM63 163V162H62ZM86 163V162H85ZM41 164H42V162H41ZM48 164V165H49ZM56 164V163H55ZM54 164V165H55ZM59 164V162L57 161V165ZM61 164V163H60ZM69 164V168H71L70 167V162L68 163ZM68 164H67V166H68ZM75 164V163H74ZM73 164V165H74ZM78 164H81V163H77V164H75L74 165V167L75 166H77V167H75V168H77V169H79L78 167H80L81 165H83L82 166V169H81V171L83 170V167L85 168V164H81V165H79L78 166ZM87 164H88V161H87ZM94 164V163H93ZM101 164V163H100ZM102 164H104L103 162H102ZM119 164V163H118ZM156 164H158L157 162H156ZM187 164V163H186ZM39 165H40V163H39ZM42 165H45V164H42ZM63 165V164H62ZM66 165V164H65ZM221 165V164H220ZM222 165H225V163L223 164L222 163ZM227 165H229V164H227ZM51 166H53V165H51ZM56 166V165H55ZM59 166V165H58ZM57 166V167H58ZM67 166H66V168H67ZM91 166H93V165H91ZM90 166V167H91ZM99 166V165H98ZM112 166H115V165H112ZM117 166V165H116ZM186 166H189V165H186ZM191 166V165H190ZM226 166V165H225ZM43 167V166H42ZM46 167V166H45ZM48 167V166H47ZM46 167V168H47ZM49 167H50V165H49ZM57 167H54V168H56L57 169ZM87 167V166H86ZM94 167H95V165H94ZM97 167V166H96ZM101 167V166H100ZM99 167V168H100ZM118 167H120V166H118ZM230 167L231 166H228V168L230 169ZM62 168H64V166L63 167H61V169ZM64 169V171L66 170V172H64V171H60V173L59 174H61V176H60V178H59V180H61V177H62V182L64 181V180H67L66 178H67V176H69L68 174L69 173H67V171H68V169ZM99 168H98V170H99ZM113 168V167H112ZM111 168V169H112ZM115 168V167H114ZM225 168V167H224ZM48 169V168H47ZM60 169V170H61ZM77 169H76V172L78 173V171H77ZM90 169H92V168H90ZM94 169H96V168H94ZM117 168H115L113 171L115 172V170H116ZM153 169V168H152ZM30 170V169H29ZM43 170V169H42ZM41 170V171H42ZM49 170H50V168H49ZM144 170V169H143ZM175 170V169H174ZM176 170V171H177ZM188 170V169H187ZM44 171H46V169L45 170H43L42 172H44ZM48 171V170H47ZM51 171V170H50ZM53 169H52V171L50 172V173H52L53 174ZM70 171V170H69ZM92 171V170H91ZM91 171L90 172H88V173H91ZM112 171V170H111ZM119 171V170H118ZM189 171V170H188ZM205 171V170H204ZM9 172H11V171H9ZM8 172V173H9ZM29 172V171H28ZM55 172V171H54ZM73 172H74V168H73ZM96 172V171H95ZM145 172V171H144ZM7 173V174H8ZM34 173V172H33ZM50 173L48 174V173H46V175L48 174V176H50ZM67 173V174H66ZM70 173H71V171H70ZM76 173V174H77ZM83 173H86V170H85V172H83L82 171V174ZM87 173V174H88ZM97 174L99 173V172H96ZM112 173V172H111ZM180 173V174H181ZM187 173V171H185V173H184V176H185V174ZM206 173V172H205ZM15 174V173H14ZM41 174V173H40ZM55 174H58V171H57V173H55ZM75 173H73V174H71V175H74ZM75 174V176H77ZM95 174V173H94ZM110 174V173H109ZM114 174V173H113ZM115 174H117V173H115ZM43 175V174H42ZM71 175H70V177H69V179H68V181L69 182H71L72 181V183L73 182H75L76 183V181L78 182L79 181V179H81V177L79 178H77V179H75L76 177L74 176V179L76 180H71ZM179 175V174H178ZM177 175V176H178ZM8 176V175H7ZM15 177V175H11V177H9V178H7L6 179V177H5V180L4 181H1V183H0V192L2 191L3 192V195H4V192L6 191V190H12L13 188L15 189L17 186L20 188H23L22 187V185H23V181L21 182L22 183V185L21 186H19L20 185V183H19V181H18V185H17V182H15L14 181V177ZM54 176V175H53ZM84 176H85V174H84ZM83 176V177H84ZM189 176V175H188ZM55 177H56V175H55ZM82 177V178H83ZM91 177V176H90ZM110 177L112 178L113 176H111L110 175ZM117 177V176H116ZM115 177V178H116ZM135 177V176H134ZM0 178H1V176H0ZM3 178V177H2ZM42 178V176L40 177V183H41V185H43L42 184V182H41V179ZM43 178H45V176L43 177ZM51 179H52V177H50ZM57 178V177H56ZM73 178V177H72ZM114 178V177H113ZM133 178V177H132ZM147 178V177H146ZM150 178H151V176H150ZM197 178V177H196ZM46 179V178H45ZM44 179V180H45ZM47 179H49V177L47 178ZM54 179V178H53ZM134 179V178H133ZM175 179V178H174ZM212 179V178H211ZM16 180V179H15ZM21 180V179H20ZM50 180V179H49ZM59 180L57 181L56 180V182L58 183L59 182ZM88 180V179H87ZM86 180V181H87ZM111 180V179H110ZM109 180V181H110ZM114 180V179H113ZM148 181H149V179H147ZM193 179H191V181H192ZM54 181V180H53ZM67 181V182H68ZM115 181V180H114ZM151 181H153L152 179H151ZM172 181V180H171ZM191 181H189V182H191ZM39 182V181H38ZM37 182V183H38ZM47 182V181H46ZM113 182V181H112ZM117 182V181H116ZM134 182H135V179H134ZM193 183H194V181H192ZM192 182H191V184H192ZM25 183V182H24ZM43 183H45V182H43ZM50 184H51V181L49 182ZM60 183H61V181H60ZM81 183V182H80ZM152 183V182H151ZM171 184H170V188H169V186L168 187H166V188H169V189H171V193L175 190V187H174V185H173V182H170ZM176 183V182H175ZM174 183V184H175ZM184 183V182H183ZM70 184V183H69ZM69 184H67V187H66V190L67 189H69L70 188V185ZM83 184H84V182H83ZM132 184H133V182H132ZM131 184V185H132ZM26 185V184H25ZM36 185V184H35ZM34 185V186H35ZM41 185H40V187H41ZM47 185H48V183H47ZM53 185H54V183H53ZM52 185V186H53ZM58 185H60V186H62L61 184H58ZM76 185H77V183H76ZM79 185H81V184H79ZM78 185V186H79ZM130 185V186H131ZM149 185H151L150 183H149ZM192 185H194V184H192ZM205 185H207V183L205 184ZM49 186H51V185H48V189H47V187L46 186H44L43 185V187L45 188V189H47V190H49V192L51 191L50 189H49ZM55 186H56V184H55ZM64 186H65V184H64ZM74 186V185H73ZM87 185H85V187H86ZM129 186V187H130ZM177 186V185H176ZM18 187L15 189V190H18ZM40 187H38V188H40ZM57 187H59V186H57ZM160 187V186H159ZM206 187V186H205ZM30 188V187H29ZM36 188H37V185H36ZM37 188V189H38ZM42 188V187H41ZM40 188V189H41ZM43 188V190H45ZM62 188V187H61ZM75 188H76V186H75ZM131 188V187H130ZM163 188V187H162ZM177 188V187H176ZM179 188V187H178ZM177 188V189H178ZM208 188H210V187H208ZM208 188H206V190H208ZM32 189H33V187H32ZM37 189H36V191H37ZM65 189V188H64ZM77 189V188H76ZM139 189H141V188H139ZM176 189V190H177ZM212 189V188H211ZM221 189V188H220ZM9 190V191H10ZM15 190H13L14 192H15ZM22 190H24V189H22ZM27 190V189H26ZM33 190H35V189H33ZM42 190V191H43ZM52 190H53V188H52ZM55 190H58L57 188H55ZM63 189H61V191H62ZM128 190V189H127ZM164 194H166V196L168 195L167 193H166V189H160ZM217 190V189H216ZM29 191V190H28ZM40 191V190H39ZM42 191H41V193H42ZM59 191V190H58ZM57 191V193H59ZM139 191V190H138ZM168 191V190H167ZM179 191H180V188H179ZM211 191V190H210ZM48 192V191H47ZM48 192V193H49ZM54 192V191H53ZM178 192V191H177ZM212 192V191H211ZM16 193V192H15ZM24 193H25V191H24ZM33 192L31 191V194H32ZM35 193V192H34ZM44 193V192H43ZM46 193V192H45ZM56 192H55V194L54 195H56L57 194ZM68 192H66V194H67ZM69 193H70V190H69ZM76 193V192H75ZM132 193V192H131ZM36 194V193H35ZM35 194H33L32 196V198H33V200H35L34 199V195ZM38 194H40V193H38ZM50 194H52V193H50ZM128 194V193H127ZM20 195V196H19ZM29 195V194H28ZM45 195V194H44ZM53 195V196H54ZM61 195H63V194H61ZM134 195V194H133ZM178 195H179V193H178ZM182 195H183V192H182ZM5 197H6V199H7V197H10V198H12L11 199V201H13L14 199L13 198H15V197H22L21 196V193L19 194V192H18V194L16 193V194H14L13 192H12V194H9V195H7V193H5V195H4ZM31 196V195H30ZM41 196V195H40ZM42 196H43V194H42ZM49 196L50 195H45V196H43V197H46L45 199L48 201L50 198H49ZM181 196V195H180ZM0 197H1V195H0ZM26 197H27V195H26ZM56 197L57 198H55V199H58L57 200V202L55 203L56 204V207L57 206H59L58 208L60 209H56L55 211H52L51 213H52V216L53 217H55V219H60V220H63L64 221V225H66V224H71L70 222H67V217H69L71 214H69L67 211H65L64 209H63V207L65 206L64 205V203H65V201H64V199H66V197H64V195H63V198H62V196L61 197H59L58 195H56ZM162 197V196H161ZM173 197V196H172ZM175 197H176V195H175ZM175 197H174V201L175 200H177L176 201V203H177V205L180 203H178V200H180V199H175ZM184 197V196H183ZM9 198V199H10ZM19 198H18V200H17V202H15V203H20V201H21V199L19 200ZM38 197L36 196V199H37ZM49 198V199H48ZM54 198V197H53ZM116 198V197H115ZM22 199H24V198H22ZM26 199V198H25ZM29 199V198H28ZM101 199V198H100ZM106 199V198H105ZM133 199H135V198H133ZM162 199H163V197H162ZM4 200V199H3ZM2 200V201H3ZM39 200H41V198L39 199ZM39 200H37V201H39ZM108 200V199H107ZM171 200V199H170ZM1 201V202H2ZM10 201V200H9ZM19 201V202H18ZM26 201V200H25ZM36 201V203H35V201H34V203L35 204H33L34 206L38 203V206H39V203L42 201H40V202H37ZM44 201V203L46 202L45 200H43ZM43 201H42V203H43ZM51 201H53V199L51 198V200H50V202H47L46 204H52V202ZM56 201V200H55ZM64 203H63V202ZM67 201V200H66ZM69 201V200H68ZM101 201V200H100ZM130 201L132 202V199H130V198H128L127 199V201H126V204L124 205V207H123V209H122V212L120 213V218H119V221H118V223H117V229L116 230H114L107 238H106V241H107V244L105 245V246H103V248L101 249V250H98L97 251V253H96V260H95V262H94V264H162L161 263V254H160V252L161 253H163V251L165 252V254H168V256L170 257V260H169V262L170 263H172L173 262V260H175V264H176V261H177V258L176 259H174L175 258V256H174V254L176 255V253H173V249L175 248L174 246H172V243H173V241L175 240V239H173V237L174 236H172L171 237V235H167V236H165V234L164 233H162V231L158 228V227H156L158 224H156V228L155 229H152L151 231H150V233L147 235V237L146 238H144L143 237V231H144V225L143 224H140L139 223V221H142V218H140V219H137V218H135V216H134V213H133V209L129 206L130 205ZM163 201V200H162ZM181 201V200H180ZM14 202V201H13ZM29 202L31 203L32 202V200H30L29 199ZM28 202V203H29ZM104 202V201H103ZM116 202V201H115ZM163 202H165V199H164V201ZM163 202H162V204L161 205H164L163 204ZM172 202V201H171ZM8 203V202H7ZM15 203H13V205L15 204ZM24 203V202H23ZM22 203V204H23ZM41 203V204H42ZM68 202H66V204H67ZM159 203H161L160 201H159ZM175 203V202H174ZM1 204V203H0ZM70 204H72V205H74V203L71 201V203H69V205ZM105 204H108V203H105ZM110 204V203H109ZM11 205V204H10ZM10 205H8V206H10ZM28 205V204H27ZM31 205V204H30ZM33 205H31L32 207H34ZM103 205H104V203H103ZM149 205V204H148ZM161 205H160V207H161ZM174 205V207H175V204H173ZM181 205V204H180ZM7 206V205H6ZM5 206V207H6ZM18 206H20V205H18ZM37 205H36V211H35V213L37 212V211H39V210H41V209H38L37 207H38ZM43 206H45V204H43ZM51 206V205H50ZM54 206V205H53ZM71 206V205H70ZM115 206V205H114ZM183 206H184V204H183ZM182 206V207H183ZM12 206H10V209L12 210V208H11ZM14 207H16V206H14ZM23 207H24V205H23ZM23 207H21V208H23ZM28 207H29V205H28ZM46 208H47V205L45 206ZM105 207V206H104ZM110 207V206H109ZM147 207V206H146ZM169 207V206H168ZM167 207V208H168ZM173 207V206H172ZM2 208H4V207H2ZM30 208V207H29ZM41 208H42V206H41ZM69 208V207H68ZM164 208V207H163ZM9 209V210H10ZM24 209V208H23ZM28 209V208H27ZM35 209V208H34ZM45 209V208H44ZM103 209V208H102ZM120 209V208H119ZM170 209V208H169ZM168 209V210H169ZM173 209H175L176 211H177V209L176 208H172L171 210H173ZM181 209V208H180ZM179 209V210H180ZM4 210H6L5 208H4ZM14 210V209H13ZM16 210H17V208H16ZM29 210H32L31 208L29 209ZM28 210V211H29ZM54 210V209H53ZM159 210V209H158ZM164 210H165V208H164ZM170 210V211H171ZM178 210V211H179ZM183 210V209H182ZM15 211V210H14ZM20 211V210H19ZM44 211V210H43ZM45 211H47L48 212V210H45ZM70 211V210H69ZM169 211V212H170ZM175 211V212H176ZM13 212V211H12ZM29 212H31V211H29ZM89 212V211H88ZM107 213L109 212L108 210L106 211ZM106 212H105V214H106ZM175 212H174V214H175ZM7 213V212H6ZM14 213V212H13ZM17 213V212H16ZM19 213V212H18ZM22 213V212H21ZM33 214L32 215H34V212H32ZM40 214H42V211L41 212H39ZM102 213V212H101ZM100 213V214H101ZM157 213V212H156ZM166 213V212H165ZM171 213V212H170ZM3 214V213H2ZM7 214H9V213H7ZM6 214V215H7ZM30 214V213H29ZM37 214V213H36ZM39 214V215H40ZM48 214H50V213H48ZM67 214H68V216H67ZM99 213H97V215H98ZM163 214V213H162ZM169 214V213H168ZM173 214V215H174ZM4 215V214H3ZM11 215V214H10ZM9 215V216H10ZM14 215V214H13ZM19 215H21V214H19ZM23 215H25V211H24V214ZM96 215V216H97ZM157 215V214H156ZM179 215V214H178ZM15 216H17V214L15 215ZM27 216V215H26ZM38 216V215H37ZM78 216V215H77ZM176 216V215H175ZM174 216V217H175ZM33 217V216H32ZM44 217H46V215L45 216H43V218ZM72 217V216H71ZM89 217V216H88ZM103 217H105V216H103ZM110 217V216H109ZM173 217V216H172ZM172 217H170V218H172ZM173 217V218H174ZM181 217V216H180ZM8 218V217H7ZM11 218V217H10ZM35 218V217H34ZM41 218V217H40ZM52 218V217H51ZM94 218V217H93ZM111 218H112V216H111ZM165 218V217H164ZM163 218V219H164ZM173 218H172V220H173ZM182 218V217H181ZM18 219V218H17ZM26 219V218H25ZM29 219V218H28ZM42 219V218H41ZM76 219V218H75ZM177 218H175L174 220H176ZM19 220H21L20 219V217H19ZM30 220H32V219H30ZM33 220H35V219H33ZM181 220V219H180ZM29 221V220H28ZM36 221V220H35ZM39 221V220H38ZM76 221V220H75ZM86 221V220H85ZM165 221H166V219H165ZM178 222H179V219L177 220ZM177 221L175 222V224L177 223ZM31 221H29V223H30ZM62 222V221H61ZM108 225H107V223L106 224H103V223H101V224H99L101 227L98 229L97 227H99L98 226V224L96 223H94V224H92V225H90V229L88 228V229H85V232H83L84 233V235L85 236H87V235H89V237L91 238V240L93 241V243H92V241H90L91 242V247H89V242H87V243H89V244H85V245H82L83 243H81V242H79V244L78 243H76L75 244V249L74 250H71L73 253H74V257H75V264H85L86 263V261L88 260V258H89V256H88V252H89V250H90V248L92 249L93 248V246L94 245H96L97 243H99V242H101V240L104 238V237H106V235L108 234V230H109V228L110 227H112V220L109 218V220H108ZM153 222V221H152ZM163 222V221H162ZM34 223V222H33ZM46 224V227H49L50 229H53V230H55V226L54 227H51L52 225L50 224V219L47 221V222H45ZM164 223V222H163ZM167 223V222H166ZM166 223H165V227H166ZM179 223H181V222H179ZM183 224H184V222H182ZM60 224V223H59ZM169 224H171V223H169ZM182 224V226H184ZM255 225V224H254ZM162 226V225H161ZM179 225L177 224V226H175V228H174V226H173V230L174 231H172V233L173 232H175L176 233V240L178 241V242H180V243H182L181 244V249H187V247H185V246H187L186 245V242H188V244H189V242H190V239L188 240L187 239V241L185 240V236H183L184 234H182L181 233V226H179L180 228L179 229H176V227H178ZM35 227V226H34ZM77 227V226H76ZM154 227V226H153ZM170 227H171V225H170ZM183 228V227H182ZM59 229V228H58ZM165 229H167V228H164V231L163 232H165ZM176 229V230H175ZM52 230V231H53ZM61 230V229H60ZM170 230V229H169ZM59 231V230H58ZM58 231H57V234H58ZM256 231V230H255ZM55 232H56V230H55ZM168 232V231H167ZM171 232V231H170ZM44 234V233H43ZM42 234V235H43ZM81 234V233H80ZM47 235V234H46ZM69 235V234H68ZM163 235V236H162ZM162 236V237H161ZM57 237V236H56ZM55 237V238H56ZM66 237V236H65ZM72 237V236H71ZM69 240V239H68ZM78 240H80L79 238H78ZM87 240V239H86ZM161 240L163 241L162 242V244H161ZM20 241V240H19ZM40 241V240H39ZM84 241H85V239H84ZM186 241V242H185ZM65 242V241H64ZM63 242V243H64ZM86 242V241H85ZM175 242V241H174ZM66 243V242H65ZM55 244V243H54ZM67 244V246H69L70 247V245H71V242H67L66 243ZM105 244V243H104ZM176 244V243H175ZM185 244V245H184ZM72 245H74V244H72ZM103 244H101V246H102ZM178 246H179V244H177ZM176 245V246H177ZM61 246V244L59 245V247ZM65 246V245H64ZM172 247H173V249H172ZM26 248V247H25ZM52 248V247H51ZM68 248V247H67ZM66 248V249H67ZM71 248H72V246H71ZM18 249V248H17ZM29 249V248H28ZM46 249V248H45ZM45 249H43V250H45ZM178 249V248H177ZM185 249V250H186ZM31 250H33V249H30V251ZM43 250L41 249L40 251H38V252H43ZM184 250V251H185ZM189 250H190V248L188 249V252H189ZM29 251V252H30ZM34 251V250H33ZM32 251V252H33ZM47 251V250H46ZM106 252L107 253V257L105 256V259H104V256H103V252ZM179 251V250H178ZM183 251V252H184ZM187 251V250H186ZM185 251V252H186ZM214 252H215V250H213ZM42 252L40 253V254H42ZM181 252V251H180ZM182 252V253H183ZM71 253V252H70ZM32 254V253H31ZM38 254V253H37ZM47 254H48V251H47ZM94 254V253H93ZM16 255V254H15ZM24 255V254H23ZM29 255V254H28ZM27 255V256H28ZM185 255H186V253H185ZM189 255V254H188ZM31 256V255H30ZM39 255H37L36 257H38ZM48 256H50L49 254H48ZM70 256V255H69ZM167 256V257H168ZM15 257V256H14ZM55 257H56V253H55ZM54 257V258H55ZM67 257V256H66ZM167 257H165V258H167ZM192 257V256H191ZM190 257V261H191V259L192 260H194L193 259V257L191 258ZM26 258V257H25ZM50 258V257H49ZM57 258V257H56ZM71 258V257H70ZM41 259H42V256H41ZM53 259V258H52ZM69 259V258H68ZM185 259V258H184ZM2 260V259H1ZM25 260V259H24ZM31 260V259H30ZM29 260V261H30ZM50 260H51V258H50ZM49 260V261H50ZM188 260V259H187ZM213 260V259H212ZM38 261H40V260H38ZM46 261V260H45ZM48 261V262H49ZM53 261V260H52ZM216 261H217V259H216ZM0 262H2V264H3V261H0ZM5 262V261H4ZM163 262V261H162ZM182 262H183V260H182ZM182 262H179V264L180 263H182ZM213 262H214V260H213ZM71 263V262H70ZM93 263V262H92ZM167 263V262H166ZM188 263H189V261H188ZM196 263H198V262H194V264H196ZM216 264H217V262H215ZM28 264H31V262L30 263H28ZM48 264V263H47ZM163 264H165V263H163ZM202 264V263H201Z\"/></svg>","mask_w":264,"mask_h":264}]
</instances>
